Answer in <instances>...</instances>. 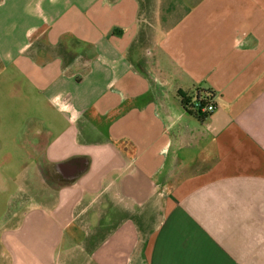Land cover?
<instances>
[{
  "label": "crops",
  "instance_id": "0c3cea01",
  "mask_svg": "<svg viewBox=\"0 0 264 264\" xmlns=\"http://www.w3.org/2000/svg\"><path fill=\"white\" fill-rule=\"evenodd\" d=\"M0 264H264V0H0Z\"/></svg>",
  "mask_w": 264,
  "mask_h": 264
},
{
  "label": "trees",
  "instance_id": "16d2710c",
  "mask_svg": "<svg viewBox=\"0 0 264 264\" xmlns=\"http://www.w3.org/2000/svg\"><path fill=\"white\" fill-rule=\"evenodd\" d=\"M194 97V99H193ZM193 97H183V103L185 108L191 113L197 116L199 119H205L207 113L202 111V107L207 105L210 101V95H202L197 93ZM193 99V100H192Z\"/></svg>",
  "mask_w": 264,
  "mask_h": 264
},
{
  "label": "built area",
  "instance_id": "2783aa9c",
  "mask_svg": "<svg viewBox=\"0 0 264 264\" xmlns=\"http://www.w3.org/2000/svg\"><path fill=\"white\" fill-rule=\"evenodd\" d=\"M217 104L215 102L210 101L207 105H205L204 107H202V111L206 112L207 115H210L211 113L214 112V110L216 109Z\"/></svg>",
  "mask_w": 264,
  "mask_h": 264
}]
</instances>
